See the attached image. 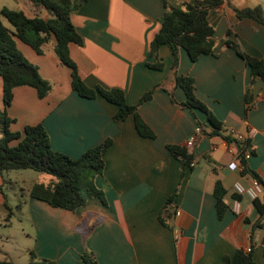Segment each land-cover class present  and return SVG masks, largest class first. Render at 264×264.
Returning a JSON list of instances; mask_svg holds the SVG:
<instances>
[{"label":"crops","instance_id":"obj_1","mask_svg":"<svg viewBox=\"0 0 264 264\" xmlns=\"http://www.w3.org/2000/svg\"><path fill=\"white\" fill-rule=\"evenodd\" d=\"M259 2L223 0L211 10L208 22L216 44L230 40L246 55L264 60V28L251 19H238L227 6L238 10L261 6L264 17V3ZM2 8H22L29 17H48L27 0H0ZM163 14L161 0H88L71 16L81 45L68 47L86 86L123 91L126 103L137 106L154 139L138 134L133 116L114 120L117 108L104 99L78 96L71 87V71L56 57L53 42L38 54L15 39L17 49L51 83L52 91L40 100L30 87L13 89L11 104L5 109L14 120L10 131L22 133L26 126L41 125L51 149L70 159L111 141L103 154L102 174L95 178L105 205L90 199L86 206L70 212L30 198L29 189L36 183L22 193L15 209L32 229L29 258L32 253L53 264H85L86 250L95 264H223L237 250L253 245L254 261L264 264V225L253 229L259 219L253 200L246 194L233 199L237 196L234 184L250 187L253 174L264 184V83L251 84L244 60L225 46L219 56L202 55L194 63L180 51L176 75L194 80L195 97L220 124L219 134L210 136L213 128L204 114L195 112L194 118L180 106L186 97L176 87L169 49L161 46L157 57L149 56ZM156 64L160 70L148 66ZM150 92V98L141 102ZM1 98L0 79V110H4ZM231 130L235 138L227 141ZM192 137L194 143L188 148ZM234 139L248 143L249 173H242L239 144ZM167 146L186 148L194 157L192 167L182 172ZM217 182L225 192L221 219L215 207ZM5 184L4 175L0 176V216L9 220L14 213L7 203ZM173 196L168 211H163ZM258 200L264 204V192ZM0 254L15 264L7 253L0 250Z\"/></svg>","mask_w":264,"mask_h":264},{"label":"trees","instance_id":"obj_2","mask_svg":"<svg viewBox=\"0 0 264 264\" xmlns=\"http://www.w3.org/2000/svg\"><path fill=\"white\" fill-rule=\"evenodd\" d=\"M33 6L41 8L48 17H29L22 11L0 9V79L2 82V104L0 110V176L16 171L30 170L36 173L49 175V183H36L29 189L30 198L42 201L55 209H64L75 212L86 206L90 199H98L103 205V193L95 186V178L102 174L104 169L103 154L110 146L111 141L87 150L77 159H70L64 154L55 152L50 147L49 137L41 125L26 126L22 133L11 132L10 119L5 109L11 104L13 89L17 87H30L36 91L40 100L48 97L52 91L49 81L43 79L38 68L31 64L17 49L15 39L30 46L40 54L42 47L53 42L54 53L58 60L71 71V87L81 98L93 100L102 98L116 106L114 120L124 121L133 116L134 125L138 134L143 138L154 139V134L137 114V106L126 103L123 91L119 89L105 90L101 87L89 88L78 75L76 65L69 55V45H81L72 23L71 16L88 0H27ZM164 14L159 31L154 35L149 45V56L157 57L161 46H166L172 55V69L175 75L176 87L181 88L185 94V102L180 106L188 110L195 118V112L204 114L206 121L212 126L213 132L209 135H218L221 127L213 118L203 103L194 94V80L187 76L176 75L179 64V52L184 51L190 62L194 63L202 55H216L221 53V46L232 49L242 58L250 72V83L256 80L264 83V60L246 55L240 47L230 40L216 44L214 29L208 22L211 10L220 7L223 0H161ZM228 8L238 19H251L264 28V17L261 6L238 10L227 4ZM13 29H8L3 21ZM229 31L227 36H229ZM153 69H161L160 64L148 65ZM151 92L146 94L141 102L150 98ZM198 126L201 124L198 122ZM235 138L229 134L225 140ZM239 144L238 162L242 173H249L245 152L247 141L234 139ZM16 142L15 145H12ZM168 152L179 161L182 172L192 167L194 157L186 148L167 146ZM183 175V174H182ZM253 178L260 184L264 192V184L253 174ZM225 192L219 182L214 187L216 199L217 218L221 219L226 205L223 201ZM175 196L170 198L163 211H168ZM233 199H239L233 196ZM259 219L253 229H260L264 225V204L258 198L253 200ZM264 253V239L262 241ZM85 264H95L93 255L84 251L82 255ZM0 264H13L10 260L0 259ZM29 264H53L50 261L38 260L30 253ZM223 264H256L253 259V245L251 252L237 250L232 259L225 258Z\"/></svg>","mask_w":264,"mask_h":264},{"label":"rangeland","instance_id":"obj_3","mask_svg":"<svg viewBox=\"0 0 264 264\" xmlns=\"http://www.w3.org/2000/svg\"><path fill=\"white\" fill-rule=\"evenodd\" d=\"M259 3H264L260 0ZM21 11L22 8H17ZM17 11V10H14ZM23 11V10H22ZM4 25L13 31L12 27L4 20ZM6 184L4 193L8 205L13 210V217L7 220L5 215L0 216V250L7 253L15 264H29L28 249L32 246V229L24 215L15 209L25 190L32 183H47L51 177L30 170L11 172L4 175ZM28 234L29 236H26ZM0 259L3 255L0 254Z\"/></svg>","mask_w":264,"mask_h":264},{"label":"built area","instance_id":"obj_4","mask_svg":"<svg viewBox=\"0 0 264 264\" xmlns=\"http://www.w3.org/2000/svg\"><path fill=\"white\" fill-rule=\"evenodd\" d=\"M229 134L233 135L234 136V131H230ZM194 143V137L190 138L186 144V146L188 148H190ZM250 158V152L249 150H246L245 152V159H249ZM262 192V188L260 186V184L254 179L252 181V184L250 187H243L241 184L239 183H236L234 184L233 186V193L237 196H240V195H248L252 200L258 198L259 194ZM235 203V201H234ZM236 204V203H235ZM179 212H176L175 213V216H179ZM176 233V238H178V231H175ZM246 253H250L251 252V249L250 248H247L244 250Z\"/></svg>","mask_w":264,"mask_h":264}]
</instances>
